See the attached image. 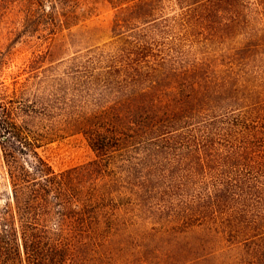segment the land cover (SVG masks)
<instances>
[{
    "label": "trees",
    "instance_id": "trees-1",
    "mask_svg": "<svg viewBox=\"0 0 264 264\" xmlns=\"http://www.w3.org/2000/svg\"><path fill=\"white\" fill-rule=\"evenodd\" d=\"M98 1L0 0V15L9 6L18 8V14L23 15L27 23L42 26L47 37H51L85 22L93 15ZM104 1L119 12L133 10L132 16L140 20L130 30L128 40L121 41V45H111L108 51L96 52L112 55L114 64L103 73L80 77L93 62L74 59L75 70L64 72L67 79L62 78L67 89L61 96L67 100L65 107L76 103L80 110L75 114L77 120L83 119L86 123L82 132L107 161L114 157V150L123 152L127 157L123 161L130 163L129 153L150 145L168 148V140L187 151L190 160L187 185L191 191L185 200V217L218 222L227 237L240 238L244 245L250 246L253 254L250 264H264V45L252 44L239 52L237 59L224 63L203 59L200 63L197 61L200 57L192 55L178 62L180 66L170 76L182 72L179 75L186 77L184 81L177 82L172 89L159 88L152 106L141 108L138 119L130 122L133 133L121 143L122 129L126 127L119 128L116 120L120 119L122 104L105 106L93 115L85 110L88 105L82 97L90 96L97 86L100 92L116 96L121 91L138 88L143 81L150 82L147 85L156 90L157 80L149 77H155L156 71L163 75L165 72L160 69L176 65L177 59L159 50L154 31L165 16L150 7L149 0ZM199 1L195 3L201 7L213 2ZM225 1H232L229 4L234 8L233 18H242L248 23L237 8L239 5L248 7L249 0ZM176 2L182 5L186 0ZM254 4L264 20V2L257 0ZM196 13L197 9L184 15ZM257 31L264 34V27H258ZM155 46L160 52L155 54L158 58L148 54L154 53ZM190 60L191 67L184 65V70H180L183 63L189 64ZM103 61L101 55L97 63ZM69 80L74 87L67 86ZM97 96H101L100 93ZM108 110L114 112L109 115ZM107 113L110 118L106 117ZM6 124H10V128L7 126L4 139L9 144L19 143L24 148L22 151L36 158V163L26 166L12 155L11 159L5 156L12 199L6 207L0 206V264H75L77 247L87 239L104 238L101 222L105 195L94 188L86 193L77 192L71 170L56 173L39 156L36 149L43 140L35 129L28 124L18 126L9 118ZM117 132L120 136L115 135ZM168 134V140L155 142L156 138ZM184 186L186 188V182Z\"/></svg>",
    "mask_w": 264,
    "mask_h": 264
},
{
    "label": "rangeland",
    "instance_id": "rangeland-1",
    "mask_svg": "<svg viewBox=\"0 0 264 264\" xmlns=\"http://www.w3.org/2000/svg\"><path fill=\"white\" fill-rule=\"evenodd\" d=\"M196 1L201 2L186 0L179 5L176 0H149L148 5L165 16L154 31L159 50L177 59L176 65L160 69L165 72L163 75L156 71L155 77H149L157 80L156 90L150 89L147 85L150 82L143 81L138 88L121 91L116 96L100 92L97 86L90 96L82 97L88 105L85 110L93 115L105 106L122 104L120 119L116 120L119 128L126 127L122 129L121 143L133 133L130 122L138 119L141 108L152 106L159 88L172 89L177 82L184 81L186 77L179 75L182 72L170 76L180 66L178 62L192 55L200 57L198 62L203 59L224 63L237 59L239 52L252 44L264 45V34L257 31L258 27H264V20L254 4L257 0H249L248 7L239 5L237 8L248 23L232 17L234 8L229 4L232 1L213 0L204 7L196 6ZM195 9L198 13L184 15ZM17 10L9 6L0 15V206L6 207L12 199L5 156L12 155L26 166L36 163V158L22 151L24 148L19 143L9 144L4 139L7 126L10 128V124H6L9 118L18 126L28 124L41 135L43 142L36 149L37 153L56 173L71 170L77 192L86 193L94 188L105 195L101 222L104 238L87 239L85 244L78 245L73 263L250 264L253 260L250 246L244 245L240 238L227 237L218 222L185 217V200L191 191L187 185L190 160L187 151L168 140L169 134L155 140L160 143L167 139L168 148L152 145L140 148L129 153L130 163L123 161L127 158L123 152L113 150L114 157L107 161L82 132L86 123L83 119L77 120L75 114L80 110L76 103L65 107L67 100L61 96L67 89L62 78H67L63 73L75 70L74 59L93 62L80 77L103 73L112 66L110 53L96 52L108 51L111 45H121L130 38V30L140 20L132 16L133 10L119 12L99 0L93 15L85 22L51 37H47L42 26L27 23ZM204 15H208L207 18L204 19ZM191 41H194L193 46ZM157 49L155 46L154 53L148 54L158 58ZM101 55L104 61L97 63ZM191 64V60L189 64H181L180 70H184V65L190 68ZM67 86L74 87L71 80ZM132 99L139 103L136 105ZM108 113L106 117L110 118ZM29 114L33 117L29 118ZM115 135L120 136L118 132Z\"/></svg>",
    "mask_w": 264,
    "mask_h": 264
}]
</instances>
